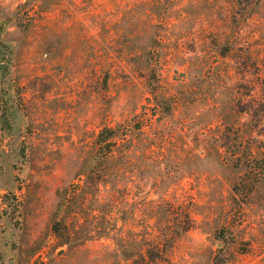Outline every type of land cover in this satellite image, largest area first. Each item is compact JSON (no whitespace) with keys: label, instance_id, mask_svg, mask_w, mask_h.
I'll use <instances>...</instances> for the list:
<instances>
[{"label":"rangeland","instance_id":"374dc122","mask_svg":"<svg viewBox=\"0 0 264 264\" xmlns=\"http://www.w3.org/2000/svg\"><path fill=\"white\" fill-rule=\"evenodd\" d=\"M0 27V264H264V0H0Z\"/></svg>","mask_w":264,"mask_h":264},{"label":"trees","instance_id":"16d2710c","mask_svg":"<svg viewBox=\"0 0 264 264\" xmlns=\"http://www.w3.org/2000/svg\"><path fill=\"white\" fill-rule=\"evenodd\" d=\"M2 27H0V45L2 43ZM136 130H141L140 126H134ZM129 132L132 130H128ZM128 133H124L122 135L119 134L118 130L113 128H104L98 135L96 141L97 147V156L99 158L98 165L103 162H108L117 157V151L119 148L120 140H126ZM76 194V192H74ZM190 229V228H189ZM54 231L56 234L61 233V229L58 228V224L55 226ZM185 232V227L183 228ZM164 245L160 242H156L154 250L151 252V264H154V261H157L164 254V250L162 249ZM146 260V259H144Z\"/></svg>","mask_w":264,"mask_h":264}]
</instances>
